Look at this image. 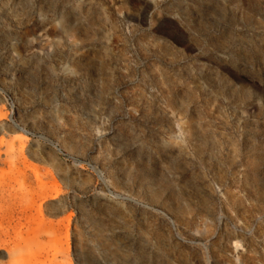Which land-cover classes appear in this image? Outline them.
Masks as SVG:
<instances>
[{
  "label": "rangeland",
  "instance_id": "374dc122",
  "mask_svg": "<svg viewBox=\"0 0 264 264\" xmlns=\"http://www.w3.org/2000/svg\"><path fill=\"white\" fill-rule=\"evenodd\" d=\"M0 264H264V0H0Z\"/></svg>",
  "mask_w": 264,
  "mask_h": 264
},
{
  "label": "bare ground",
  "instance_id": "6f19581e",
  "mask_svg": "<svg viewBox=\"0 0 264 264\" xmlns=\"http://www.w3.org/2000/svg\"><path fill=\"white\" fill-rule=\"evenodd\" d=\"M9 195L5 194L4 191L0 192V202H4L5 199L8 197ZM4 233L0 232V240H1V236H3Z\"/></svg>",
  "mask_w": 264,
  "mask_h": 264
}]
</instances>
